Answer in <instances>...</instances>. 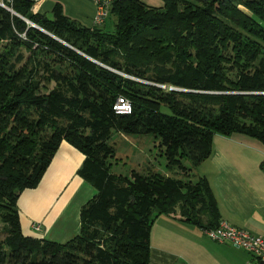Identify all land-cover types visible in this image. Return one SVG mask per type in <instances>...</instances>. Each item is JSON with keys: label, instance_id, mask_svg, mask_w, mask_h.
Here are the masks:
<instances>
[{"label": "trees", "instance_id": "16d2710c", "mask_svg": "<svg viewBox=\"0 0 264 264\" xmlns=\"http://www.w3.org/2000/svg\"><path fill=\"white\" fill-rule=\"evenodd\" d=\"M161 1L112 0L106 30L58 2L45 14L34 0H0L12 10L0 5V264H147L157 215L217 224L207 179L190 171L214 133L264 144V0ZM118 97L129 111L113 108ZM114 130L155 135L178 174L110 171ZM62 140L95 192L58 242L21 230L16 199Z\"/></svg>", "mask_w": 264, "mask_h": 264}, {"label": "crops", "instance_id": "0c3cea01", "mask_svg": "<svg viewBox=\"0 0 264 264\" xmlns=\"http://www.w3.org/2000/svg\"><path fill=\"white\" fill-rule=\"evenodd\" d=\"M159 6L161 0H141ZM58 2L63 12L92 26V0H34L32 11L49 14ZM107 14L100 22L111 30ZM83 155L61 141L37 185L23 189L16 207L20 228L62 242L78 230V211L95 189L76 169ZM204 175L216 200L219 218L264 238V144L241 132L214 133L210 152L193 169ZM38 222V231L31 222ZM0 227L2 222L0 221ZM204 228L184 221L177 211L157 215L149 231L147 264H245L251 255L228 242L208 238Z\"/></svg>", "mask_w": 264, "mask_h": 264}, {"label": "rangeland", "instance_id": "374dc122", "mask_svg": "<svg viewBox=\"0 0 264 264\" xmlns=\"http://www.w3.org/2000/svg\"><path fill=\"white\" fill-rule=\"evenodd\" d=\"M107 21L108 23L112 22L113 16L110 15ZM161 109L167 111L165 106H161ZM107 142L114 149V154L110 157V171L114 173L129 175L131 169L139 172L152 169L165 175L175 176L178 174L175 166L166 165L163 146L158 143V138L151 133L125 134L114 130ZM192 171L190 174L194 173Z\"/></svg>", "mask_w": 264, "mask_h": 264}, {"label": "built area", "instance_id": "2783aa9c", "mask_svg": "<svg viewBox=\"0 0 264 264\" xmlns=\"http://www.w3.org/2000/svg\"><path fill=\"white\" fill-rule=\"evenodd\" d=\"M95 5L93 22L99 24L108 13L112 0H92ZM116 111H129V103L126 99L118 97L113 105ZM31 228L38 231V222H31ZM205 235L218 242H228L232 246L244 249L251 258L245 264H264V238L258 234L251 233L243 228L236 227L224 219L218 220L213 227L204 228Z\"/></svg>", "mask_w": 264, "mask_h": 264}, {"label": "water", "instance_id": "95a60500", "mask_svg": "<svg viewBox=\"0 0 264 264\" xmlns=\"http://www.w3.org/2000/svg\"><path fill=\"white\" fill-rule=\"evenodd\" d=\"M0 5H2V6H5V5H3L1 2H0ZM6 7V6H5ZM7 8V7H6ZM8 10H10L11 12H12V10L10 9V8H7ZM16 15H18V16H20L19 14H16ZM20 17H22V16H20ZM23 18V17H22ZM29 25H32V26H36V25H34L33 23H31L28 19H26V18H23Z\"/></svg>", "mask_w": 264, "mask_h": 264}]
</instances>
